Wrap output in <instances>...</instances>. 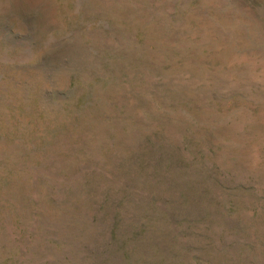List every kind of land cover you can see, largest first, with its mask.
I'll return each mask as SVG.
<instances>
[{
  "label": "rangeland",
  "instance_id": "374dc122",
  "mask_svg": "<svg viewBox=\"0 0 264 264\" xmlns=\"http://www.w3.org/2000/svg\"><path fill=\"white\" fill-rule=\"evenodd\" d=\"M0 264H264V0H0Z\"/></svg>",
  "mask_w": 264,
  "mask_h": 264
}]
</instances>
